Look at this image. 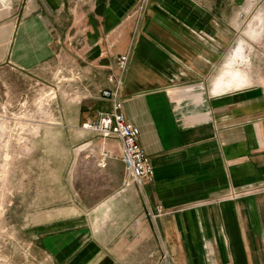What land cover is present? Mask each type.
Instances as JSON below:
<instances>
[{
  "label": "crops",
  "instance_id": "1",
  "mask_svg": "<svg viewBox=\"0 0 264 264\" xmlns=\"http://www.w3.org/2000/svg\"><path fill=\"white\" fill-rule=\"evenodd\" d=\"M45 1L84 13L89 58L129 55L123 110L154 176L127 184L115 137L103 140L107 166L93 160L83 177L72 149L67 206L38 223L37 247L53 264H154L163 251L174 264H264V91L240 66L242 41L220 68V0Z\"/></svg>",
  "mask_w": 264,
  "mask_h": 264
},
{
  "label": "rangeland",
  "instance_id": "2",
  "mask_svg": "<svg viewBox=\"0 0 264 264\" xmlns=\"http://www.w3.org/2000/svg\"><path fill=\"white\" fill-rule=\"evenodd\" d=\"M220 3L225 43L220 68L242 41L247 58L240 66L251 77L250 86L261 85L264 25L258 16L264 0ZM43 14L54 27L43 28L36 18ZM83 14L66 6L53 12L45 0H0V30L13 29L9 37L0 34V264H53L37 247V225L52 222L67 206L72 149L80 156L82 177L83 167L97 159L99 164L107 151L97 123L108 109L97 104L110 102L103 91L109 88L108 67L115 61L116 68L118 58L87 56L91 44ZM80 116L87 120L79 123ZM84 132L89 142L83 141Z\"/></svg>",
  "mask_w": 264,
  "mask_h": 264
},
{
  "label": "built area",
  "instance_id": "3",
  "mask_svg": "<svg viewBox=\"0 0 264 264\" xmlns=\"http://www.w3.org/2000/svg\"><path fill=\"white\" fill-rule=\"evenodd\" d=\"M129 62L130 57L127 54H122L117 59V70L110 74L113 86L103 91V97L110 101L111 108L102 112L97 127L102 137L106 139L115 137L121 141L126 183L137 182L142 184L152 180L154 167L151 159L139 143L140 128L128 120L123 110L124 103L121 99V90L124 85V75L129 67ZM261 86L264 91V77ZM86 127L94 128L91 124H86ZM110 157L109 151H102L99 165L105 168ZM154 264H174V260L168 251H163Z\"/></svg>",
  "mask_w": 264,
  "mask_h": 264
}]
</instances>
